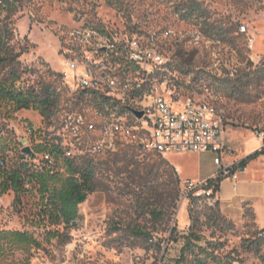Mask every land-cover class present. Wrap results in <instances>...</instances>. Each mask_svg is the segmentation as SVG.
I'll return each instance as SVG.
<instances>
[{
    "label": "rangeland",
    "instance_id": "obj_1",
    "mask_svg": "<svg viewBox=\"0 0 264 264\" xmlns=\"http://www.w3.org/2000/svg\"><path fill=\"white\" fill-rule=\"evenodd\" d=\"M15 1L8 20L12 30L9 44L16 51L18 46L26 44L29 49L20 62L35 70L21 76L24 87L49 80L42 62L56 73L62 70V35L78 23L137 36L171 30L176 38L165 41L162 47L164 57L171 62L165 73L169 81L165 94L175 92L183 98L212 102L222 110L224 137L230 139L233 156L255 152L262 146L253 131L264 129V83L257 79L264 70V0H198L206 10L199 20L181 19L178 7L184 0H113L117 7L110 5L109 0ZM242 26L246 27L245 32L240 31ZM239 79L240 93L249 98L247 101L230 95L226 81ZM79 113L87 123L94 122L90 104L81 100L70 111L63 92L58 112L49 123L33 110H22L19 117L41 127L38 142L60 138L77 158L97 161L100 157L127 153V158L150 164L164 159L178 172V189L187 180L205 182L217 170L214 156L206 152L158 156L119 142L115 151L108 154L90 153L86 144H77L73 132L62 125L68 114L77 119ZM7 126V120L0 118V135H9L16 141L15 150L9 155L10 162L15 163L20 147L35 145L22 131L18 134ZM98 136V131L81 132L82 143ZM255 159L251 160L253 165L249 169L254 166L256 171H264V154ZM124 165L119 163L110 171L101 166L105 172L97 171L96 190L78 206V219L67 227L54 228L59 236L49 241L45 239L46 229L36 219L37 200L24 194L14 204L13 193H6L9 197H5L0 209V230L25 231L42 244L40 249L29 253L7 251V261L10 264H264V243L257 246L260 228L264 227L263 203L257 207L256 221L250 205H239L240 198L232 196L230 186L224 181L221 203L224 206L232 203L231 206L210 208L204 202L192 207L181 205L178 189L175 201L165 204L160 194L167 177H156V172L135 175L132 167L121 172ZM245 176L251 181L250 174ZM169 189L174 196L176 186L171 184ZM160 210L163 215L158 218L155 215ZM33 218L37 224H30Z\"/></svg>",
    "mask_w": 264,
    "mask_h": 264
},
{
    "label": "built area",
    "instance_id": "obj_2",
    "mask_svg": "<svg viewBox=\"0 0 264 264\" xmlns=\"http://www.w3.org/2000/svg\"><path fill=\"white\" fill-rule=\"evenodd\" d=\"M7 14L0 2V22ZM240 31L245 32L246 27L242 26ZM175 38L171 30L137 36L108 32L86 23L73 26L61 38L59 91L66 94L70 111L81 100L90 104L94 122L87 123L81 113L77 119L68 114L62 125L73 132L77 144H86L88 151L97 155L115 151L119 142L141 146L158 156L211 153L217 167L211 181L181 182L178 201L191 207L204 202L215 208L219 203L217 186L225 179L236 183L246 165L241 164L243 158L233 162L223 158L226 149L222 110L212 102L183 98L175 92L165 94L169 84L165 73L171 62L164 57L162 47L165 41ZM136 113L141 116L137 117ZM19 124L32 144H39L41 127L24 120ZM84 131H98L99 136L82 143ZM253 134L262 142L257 151L264 154V129H255ZM53 141L62 148L66 158H77L60 138ZM35 159L37 168L53 170L54 160L49 154H38ZM8 166L7 159L0 160V168ZM24 187L36 188L32 182ZM259 235L264 239V227L260 228Z\"/></svg>",
    "mask_w": 264,
    "mask_h": 264
},
{
    "label": "trees",
    "instance_id": "obj_3",
    "mask_svg": "<svg viewBox=\"0 0 264 264\" xmlns=\"http://www.w3.org/2000/svg\"><path fill=\"white\" fill-rule=\"evenodd\" d=\"M2 6L7 11V17L0 22V118L3 120L15 119V114L21 110L36 111L40 117L48 122L58 112L61 93L58 87V73L54 72L44 62L41 65L46 69L45 75L49 79L41 80L38 83L24 87L21 84V76L35 72L32 67H24L20 58L25 54L29 47L21 45L17 47L10 46L12 39V30L8 20L14 12L15 0H0ZM110 5L117 7L113 0L108 1ZM206 10L198 0H184L178 7V14L181 19L199 20L204 17ZM258 81L264 83V70L260 71ZM249 75V74H248ZM248 75L244 76L247 77ZM243 77V78H244ZM241 79L236 82L227 80L229 84L230 95L240 101H247L249 98L240 93ZM58 83V84H57ZM1 132V130H0ZM16 141L9 135H0V160L7 159L8 168H0V197L6 193H13V203L16 204L24 194L33 196L36 200V219L39 224L46 229L45 239L49 241L59 236V231L54 228L60 226H69L78 219V206L85 202L88 195L96 190L97 171H110L115 165L124 163L121 166V172L132 167L135 175L142 172L154 174L156 177H167L166 183L162 184L164 189L161 191V199L165 204H171L177 198V189L179 184L178 174L169 162L164 159L159 160L158 164H150L134 158H127V153L123 156L117 154L108 155L106 158H98L97 161L90 158H66L62 148L54 141H41L35 145L31 156H25L21 153V147L18 149L17 160L10 162L9 155L15 150ZM49 154L54 160L53 170L46 167L37 168L34 164L36 155ZM108 154V153H107ZM261 153L255 151L253 154L242 159L241 164L246 165L249 161L255 159ZM101 166H105L102 170ZM156 169V170H155ZM211 179L206 182L209 183ZM34 183L36 188H25L26 183ZM176 186V194L173 196L170 185ZM157 189V188H156ZM218 190V186L216 188ZM179 191V189H178ZM163 215L160 210L155 216ZM35 218L30 221L34 223ZM264 243L263 239L257 240V246ZM190 242L185 247L188 249ZM41 242L34 236L25 231L0 230V264H10L7 261V251H21L29 253L32 249H40ZM19 262H11L17 264Z\"/></svg>",
    "mask_w": 264,
    "mask_h": 264
},
{
    "label": "crops",
    "instance_id": "obj_4",
    "mask_svg": "<svg viewBox=\"0 0 264 264\" xmlns=\"http://www.w3.org/2000/svg\"><path fill=\"white\" fill-rule=\"evenodd\" d=\"M254 41H255V39H254ZM32 62H34V60L31 61L30 63H32ZM21 111H18L14 115L15 119L7 120V122H8L7 128H13L14 131L19 132L18 134H20L21 133L20 131H22V129L18 130V127L20 128V124H19L20 121L24 120V121L30 122V123H32V124L37 126V124L35 122L31 121L30 119L20 118L19 114H20ZM40 119L42 120L41 117H40ZM229 140H227V138L225 137V143H226V152L224 154V157H225L224 160L225 161L233 162V161L245 158V157L253 154L254 151L249 152V153L241 152L239 155L233 156L234 149H233L232 145L229 143ZM228 145H230V148H229ZM227 151H229V153H227ZM253 161H256V159L253 160ZM253 161H250V162H252V164H249L250 162L246 164L244 171L241 174L238 175V179H237L236 183L233 184L228 179L222 180L220 182L219 188H218V200H219L218 205H220L221 207H226V206H231L232 205V203H229V204H226L224 206V204L221 203V199H220L221 198L220 197V195H221V186H222L224 181H227L228 185L230 186V191L232 193V196L240 198L239 203H238L239 205L242 204V203L249 204L250 207L253 209V212L255 214L256 221H257L258 220L257 207H260L262 203L264 204V171L263 170L256 171L254 166H252L251 169H249L248 166L253 165ZM177 174H178V172H177ZM214 174L215 173H213L210 177H207V179L208 178L211 179ZM246 174H250L251 181H248V179L245 176ZM5 197L8 198L9 196L3 195L2 197H0V209H1L2 205L6 201Z\"/></svg>",
    "mask_w": 264,
    "mask_h": 264
},
{
    "label": "water",
    "instance_id": "obj_5",
    "mask_svg": "<svg viewBox=\"0 0 264 264\" xmlns=\"http://www.w3.org/2000/svg\"><path fill=\"white\" fill-rule=\"evenodd\" d=\"M137 117L141 116V113H136ZM139 148H142L141 146ZM21 153L24 154L25 156H31L32 155V150L29 147H23L21 149Z\"/></svg>",
    "mask_w": 264,
    "mask_h": 264
}]
</instances>
